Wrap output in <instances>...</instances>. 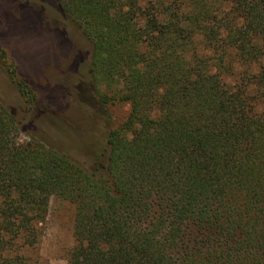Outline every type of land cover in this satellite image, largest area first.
Wrapping results in <instances>:
<instances>
[{"label": "trees", "instance_id": "1", "mask_svg": "<svg viewBox=\"0 0 264 264\" xmlns=\"http://www.w3.org/2000/svg\"><path fill=\"white\" fill-rule=\"evenodd\" d=\"M59 1L98 99L130 111L88 170L0 100V264H32L52 196L74 204L68 264H264V0Z\"/></svg>", "mask_w": 264, "mask_h": 264}, {"label": "rangeland", "instance_id": "2", "mask_svg": "<svg viewBox=\"0 0 264 264\" xmlns=\"http://www.w3.org/2000/svg\"><path fill=\"white\" fill-rule=\"evenodd\" d=\"M0 44L36 97L28 102L0 59V100L14 115L20 139L37 138L88 170L104 165L110 128L126 118L130 104L98 99L94 44L79 23L59 0H0ZM73 216L74 204L51 197L42 239L23 249L32 264H68L76 244Z\"/></svg>", "mask_w": 264, "mask_h": 264}]
</instances>
